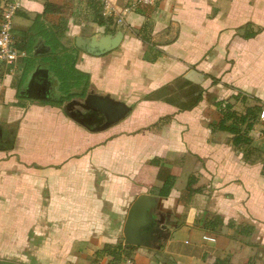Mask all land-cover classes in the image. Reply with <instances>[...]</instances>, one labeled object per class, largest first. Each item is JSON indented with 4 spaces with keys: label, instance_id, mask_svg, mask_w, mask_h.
Wrapping results in <instances>:
<instances>
[{
    "label": "crops",
    "instance_id": "0c3cea01",
    "mask_svg": "<svg viewBox=\"0 0 264 264\" xmlns=\"http://www.w3.org/2000/svg\"><path fill=\"white\" fill-rule=\"evenodd\" d=\"M111 1L114 22L101 26L85 20L99 0H21L13 36L27 56L13 69L0 61V259L264 264V120L248 130L249 160L216 127L221 99L239 114L264 107V0ZM45 30L90 74L87 92L132 107L124 119L89 129L64 111ZM119 32L116 48L86 50L92 37ZM196 83L206 92L193 104ZM141 194L156 198L166 226L149 246L125 243ZM215 216L223 224L205 227Z\"/></svg>",
    "mask_w": 264,
    "mask_h": 264
},
{
    "label": "trees",
    "instance_id": "16d2710c",
    "mask_svg": "<svg viewBox=\"0 0 264 264\" xmlns=\"http://www.w3.org/2000/svg\"><path fill=\"white\" fill-rule=\"evenodd\" d=\"M49 7H47V10ZM94 13L92 15H88L85 20H89L90 22L97 23L98 25H108L114 22L113 17L105 16L101 12V5L99 3H95ZM148 24H146L142 31L140 32V36H142L144 39H148L147 32H148ZM52 31L45 30V34L47 36V41L52 46V51L50 55L46 58L47 62L50 64V69L53 71L54 75L58 78L60 81V89L64 93V95L60 96L57 100L59 105H62L65 101L70 99L73 95V89L82 87L80 95L84 96L87 93L88 84L90 80V74L83 72L76 68L75 62H76V56L74 55L73 51L70 49H66L64 47L60 46V41L57 36ZM254 33H249L247 36H253ZM31 37L32 41H35L34 35ZM61 47L60 53L57 49ZM29 66L25 68V70L22 73L21 82L24 81L25 77L27 76L29 72ZM188 83H193L191 80H187ZM196 86L198 89V94L196 98V103L198 101L202 100L204 97V93L206 90H204L200 84L196 83ZM217 106L220 108V111L223 114V118L217 124V128L222 130H227L231 133H233L235 136L233 138V143L236 147H238V150L243 149L244 151V158L245 160H249L247 153L251 152L250 146L252 143V138L248 135V130H251L254 126L255 121L259 118V115L262 110L261 105H255L251 106L247 109V111L243 114L237 113L235 110H233V106L230 102L227 100H219L217 102ZM245 125L246 129L245 132L242 129V126ZM242 146V148H239ZM171 187V181L170 179L166 180L164 187L162 188L161 195L167 196L170 192ZM223 224V220L220 216H215L212 221H206L205 227L207 228H215L217 226H221ZM115 253V251L113 252ZM117 261H120V258L115 256L112 259V263H115Z\"/></svg>",
    "mask_w": 264,
    "mask_h": 264
},
{
    "label": "water",
    "instance_id": "95a60500",
    "mask_svg": "<svg viewBox=\"0 0 264 264\" xmlns=\"http://www.w3.org/2000/svg\"><path fill=\"white\" fill-rule=\"evenodd\" d=\"M122 40V32L115 36L107 35L102 38L92 37L90 44L88 41L79 37L86 45V50L96 53H104L116 48ZM89 44V45H88ZM94 49V50H92ZM94 53V52H93ZM79 104L85 111H68L71 105ZM64 111L74 120L92 129V123H100L97 129L103 130L124 119L131 111L132 107L127 103L115 100L108 95L87 92L79 99L68 100L64 106ZM102 121H104L102 123ZM156 198L148 194H141L136 198L130 207L127 221L124 226V235L126 244H137L149 246L156 239V234H161L165 225H161L155 216ZM0 264H21L15 261L0 259Z\"/></svg>",
    "mask_w": 264,
    "mask_h": 264
},
{
    "label": "built area",
    "instance_id": "2783aa9c",
    "mask_svg": "<svg viewBox=\"0 0 264 264\" xmlns=\"http://www.w3.org/2000/svg\"><path fill=\"white\" fill-rule=\"evenodd\" d=\"M101 3L102 13L105 16L112 17L115 14V6L111 0H99ZM161 0H134V5H155ZM21 0H3L2 15L0 18V61L4 62L11 69L16 68L19 61L27 56V52L15 45L13 36L14 18L21 8ZM117 16V15H116ZM116 21L123 23L124 18L118 14ZM261 119L264 120V107L260 113ZM108 264H135L132 258L125 257L120 261Z\"/></svg>",
    "mask_w": 264,
    "mask_h": 264
},
{
    "label": "rangeland",
    "instance_id": "374dc122",
    "mask_svg": "<svg viewBox=\"0 0 264 264\" xmlns=\"http://www.w3.org/2000/svg\"><path fill=\"white\" fill-rule=\"evenodd\" d=\"M69 43H72V39L70 40V42ZM81 90H82V87H78V88H74L73 89V93L75 94V95H73L70 99H68V100H71V99H79V98H81L82 97V95H80V93H81ZM56 91H58L59 92V90L56 88ZM60 91H62L61 89H60ZM67 100V101H68ZM259 119L260 120H263V119H261V116L259 115ZM264 132V131H263ZM117 257H120V256H117ZM99 264H100V262H99ZM105 264H108V263H105Z\"/></svg>",
    "mask_w": 264,
    "mask_h": 264
},
{
    "label": "flooded vegetation",
    "instance_id": "af4514ba",
    "mask_svg": "<svg viewBox=\"0 0 264 264\" xmlns=\"http://www.w3.org/2000/svg\"><path fill=\"white\" fill-rule=\"evenodd\" d=\"M36 87V86H35ZM40 89H42V86L40 87V85H37V93L40 91ZM78 110H82V111H85L79 104H76V105H71L68 107V111H71V112H78ZM104 121H102L103 123Z\"/></svg>",
    "mask_w": 264,
    "mask_h": 264
}]
</instances>
